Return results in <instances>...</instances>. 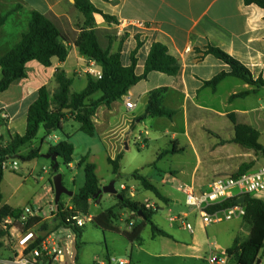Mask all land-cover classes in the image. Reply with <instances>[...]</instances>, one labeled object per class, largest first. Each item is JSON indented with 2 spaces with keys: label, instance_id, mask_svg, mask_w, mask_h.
<instances>
[{
  "label": "crops",
  "instance_id": "0c3cea01",
  "mask_svg": "<svg viewBox=\"0 0 264 264\" xmlns=\"http://www.w3.org/2000/svg\"><path fill=\"white\" fill-rule=\"evenodd\" d=\"M90 1L99 11L112 18L107 21L100 13L94 15L97 35L102 47L109 48L112 54H121L125 67L131 65L132 53L139 42L141 45L137 49L135 69L138 76L144 74L155 43L165 45L180 65L175 76L151 72L110 107L100 106L92 117L95 136L100 134L114 142V153L109 159L116 160L123 155L121 175L124 147L128 150L131 142L146 148L152 136L155 141H163L166 145L164 156L173 159V167L168 172L158 170L149 177L138 171L157 187L167 202L144 190L140 182L133 178L138 182L135 185L122 184L128 186L125 194L133 201L143 205L149 202L159 208L152 221L169 235H155L150 229L147 243L143 232L151 226L146 225L140 241L130 242L123 237L132 246L127 261L129 264H141V259L146 257L155 264H206L208 246H213L210 244L211 239L216 246L214 250L226 253L236 239L243 240L240 235L244 228L249 238L251 227L247 224L245 227L244 217L228 220L224 225H219L223 223L220 222L205 227L199 215L186 205L182 187L188 185L196 191H205L216 178L235 175L244 164L253 163L250 170L264 165V155L233 142L236 126H245L259 133L258 143L264 146V88L249 85L232 76L224 78L215 88L207 86L206 82L222 72L230 73L231 69L221 60L206 54V50L208 46L223 50L244 64L254 79L264 80V8L245 5L244 0ZM34 12L54 20L69 41V55L64 62L54 61L51 67H45L37 61L29 62L27 78L14 82L0 94V127L6 126L8 132V138H5L0 128V146H6L15 136L26 133L28 109L42 87H47L52 94L56 91L58 85L55 73L58 69L72 80V94L83 91L89 78L97 80L90 74L89 68L102 71L94 60L82 56L74 44L85 27V17L76 8L75 0H0V19L6 17L0 27V59L29 32ZM76 80L82 81L84 86H81L80 91L73 92ZM245 92L249 94L234 98ZM153 93H160L156 101L163 108L176 112L172 119L148 115ZM101 96L99 92L92 100ZM127 99L134 103L131 110L126 107ZM71 121L74 119L69 117L63 122V131L65 123ZM41 130H44L45 137L46 130L44 127ZM66 135L67 141L74 145L76 151L73 136ZM44 144L42 139L41 145ZM88 151L83 157L88 158V163L94 164L90 160L91 150ZM73 164L68 166L72 168ZM53 191V187L49 188L51 194ZM112 197L117 200L115 196ZM257 198L264 201V193ZM51 205L48 211L42 206L35 207L43 211L47 224L57 225L50 214ZM65 206L73 207L72 202ZM165 208L169 214H159ZM117 211L122 214V218L127 212L133 217V213L128 210ZM173 211H178L177 215H187L186 221L193 226L194 233H190L182 221L173 223L169 220L174 215ZM141 223L142 220L140 223L131 222V225L136 228ZM262 257L264 263V254ZM227 264L236 263L230 258Z\"/></svg>",
  "mask_w": 264,
  "mask_h": 264
},
{
  "label": "trees",
  "instance_id": "16d2710c",
  "mask_svg": "<svg viewBox=\"0 0 264 264\" xmlns=\"http://www.w3.org/2000/svg\"><path fill=\"white\" fill-rule=\"evenodd\" d=\"M244 3L248 6L256 5L264 8V0H244ZM75 6L85 17V27L76 38L74 44L82 56L94 60L101 66L102 79L95 80L89 78L88 85L83 91L72 94V80L67 77L63 70L58 69L55 73V81L58 85L56 91L52 94L47 87H42L38 91L36 100L28 109L26 133L23 136H15L6 146H0V204L3 202L1 188L4 177L3 163L8 159L17 158L20 148L32 143L37 138L42 127L46 130L47 135L63 131V122L71 117L80 124V131L82 133L94 137L96 130L92 117L100 106L105 105L110 107L113 102L122 99L127 95L130 88L147 78L151 72H161L169 76H175L180 70L177 59L169 54L168 48L163 44L155 43L148 56L144 74L138 76L135 72L137 64L136 53L141 42L138 43L137 49L132 53L131 65L125 67L122 63L121 54L119 52L112 54L109 48L102 47L97 35L94 15L100 13L107 21L112 20V18L99 11L90 0H75ZM5 20L6 17L0 19V27ZM68 43V39L52 18L34 12L29 24V32L23 36L18 45L0 59L2 73L0 94L7 91L14 82L27 78V64L29 62L37 61L45 67H51L54 61H66L69 55ZM206 54L216 57L231 69L230 73L222 72L211 81L206 82L207 86L215 88L224 78L232 76L249 85L264 88V80L262 78L254 79L251 71L244 64L223 50L208 46ZM99 92L102 93V96L97 100H92V97ZM160 93H153L151 95L148 115L172 119L176 112L163 108L156 101ZM248 94L249 92L241 93L234 96V98L244 97ZM258 137V132L245 126H236V138L233 142L252 149L257 154L264 155V146L258 143ZM74 152V145L67 140L55 147H51L49 150V154L57 153L67 166L73 162ZM37 157H39L38 151L32 150L27 159L31 160ZM122 159L123 155L121 154L116 160H108L112 166L113 173L118 176H121ZM87 161L88 158L83 157L78 164L85 172L86 183L84 188L75 193L71 198L73 210L67 209L65 204L60 201L57 206L58 214L55 217L57 228L64 226L73 230L76 233L77 239L82 237L84 227H69L62 220L64 221L72 213L88 215L90 202L93 201V196L101 189L100 181L96 174V166ZM252 166L253 163L242 165L234 176L246 173ZM58 169L59 167L53 169V171L57 173ZM131 177L139 181L144 190L152 192L157 198L167 202V199L147 177L140 175L138 171ZM121 195L123 199H117L118 204L115 207L93 217L92 220L95 226L104 231L120 233V230L115 225L118 219L117 210L125 209L142 220L141 225L136 227L132 232H123V235L129 241H140L141 234L146 225L151 226L155 235L169 236L152 221L153 215L156 214L155 211H148L142 203L133 201L124 192ZM236 204V200H229L212 207L210 212L214 213L225 210ZM243 207L246 209L243 218L244 222L251 227L250 236L247 240L236 239L233 247L228 249L226 253L236 264H264L262 263V254H264V201L259 198L246 197ZM21 212V208H13L7 204L1 207L0 248L4 246L2 239L9 235V231L3 226L4 220L10 216L17 219ZM141 213L143 217H141ZM41 223V229H46L48 224L47 222H43L42 219H34L29 224V228H34Z\"/></svg>",
  "mask_w": 264,
  "mask_h": 264
},
{
  "label": "rangeland",
  "instance_id": "374dc122",
  "mask_svg": "<svg viewBox=\"0 0 264 264\" xmlns=\"http://www.w3.org/2000/svg\"><path fill=\"white\" fill-rule=\"evenodd\" d=\"M83 84L82 81L76 80L72 91H80L81 86H84ZM79 126L75 120L69 123L66 122L64 131H57L45 137L44 130H41L38 138L32 143L20 148L18 158L9 159V164L13 163V161L18 163V170L13 171L7 169L4 171L1 186L3 202L0 204V209L4 204H7L13 207L42 206L48 211L50 205L55 204V193L53 191V194H51L49 188L53 187L54 177L57 174L62 175L63 184L70 192L78 193L84 188L86 183L84 170L79 168L78 164L81 158L89 152V149L91 150L90 160L97 167L96 174L101 180L103 187L108 186L112 181H116V189L119 193L122 192V184L133 186L138 183L131 177L137 171L143 173L145 176L151 177L158 170L168 172L173 167V159L164 156L163 151L166 149V145H164L163 141H155L151 136V140L148 142V147L146 148H141V146H137L138 143L135 145L132 142L129 143L128 150L124 147L122 175H115L113 174L112 167L108 163V159L112 158L114 153V142L112 139L103 137L100 134L94 138L90 137L82 133L79 130ZM0 128L5 138H8L6 126H1ZM66 134L72 135V140L76 144V151L73 156L74 166L71 168L65 165L61 158H58L59 169L55 173L52 169L53 162L45 158V155L48 154L51 147H55L67 140ZM42 139L45 141L43 146L41 145ZM32 150H37L39 157L29 160L27 157ZM69 197L68 195L62 196V201H65L64 203L66 205L71 204ZM116 202L117 200L114 197L109 194H104L100 204H95L93 201L89 214L82 215V217H93L102 211L112 208ZM157 209L159 210L158 207ZM159 214L168 215L169 213L167 208H165ZM172 214L177 215L178 211H173ZM140 221L141 219L134 215L133 217L129 216V212L123 218L122 214L118 212V219L115 225L122 231L117 233L101 230L91 220L83 228L80 239H77L76 233L73 230L64 226L57 228L56 225L48 224L46 229L42 230L45 232H53V237L61 242L66 255V262L64 264H110L112 258L123 260L130 258L132 246L124 239L126 237L123 235V232L133 231L135 228L132 226L133 224L131 225V222L140 223ZM227 221H222L223 223L219 225L227 224ZM244 225L247 227L246 224ZM150 229V227H147L143 232V238L147 243H149ZM246 232L247 229L244 228L240 235L243 240L248 238ZM2 241L4 246L0 248V261L11 258V248L8 239L5 237ZM210 241V244L213 246H208L209 254L210 250L216 248L214 241L212 239ZM67 250L71 254H67ZM125 250L128 251L126 252ZM141 260V264H155V262L146 257H143ZM205 263L208 264L207 261Z\"/></svg>",
  "mask_w": 264,
  "mask_h": 264
},
{
  "label": "built area",
  "instance_id": "2783aa9c",
  "mask_svg": "<svg viewBox=\"0 0 264 264\" xmlns=\"http://www.w3.org/2000/svg\"><path fill=\"white\" fill-rule=\"evenodd\" d=\"M97 80L102 79V71L89 68ZM128 109L134 108V103L130 99L126 100ZM18 170V163L13 161L9 164V159L3 163V170ZM185 195L186 205L195 211L202 220L205 227L220 223L225 220H232L236 217H244L246 209L242 204H236L228 209L210 212V209L229 200H237L240 197L257 198L264 193V165L255 170H249L239 176L218 177L212 181L205 191H196L194 187L185 185L182 187ZM121 191L125 193L127 188L121 185ZM121 192V193H122ZM58 205H51V217L55 218L58 214ZM148 211H157L156 205L145 203ZM73 210V207H66ZM19 218L8 217L4 220L3 226L9 231L6 236L10 243L11 258L0 261V264H64L66 255L61 242L56 240L52 233L45 232L41 229L42 223L34 228H29V224L34 219H42V210L33 206H26L21 209ZM187 215H172L170 221L173 223L182 221L190 233H194L193 226L186 221ZM91 216L83 218L82 215L70 214L64 221V224L73 228H83L86 223L91 221ZM67 254H71L67 250ZM227 253L219 250L211 251L206 258L208 264H227L230 261ZM129 264L127 260L115 259L110 260V264Z\"/></svg>",
  "mask_w": 264,
  "mask_h": 264
},
{
  "label": "water",
  "instance_id": "95a60500",
  "mask_svg": "<svg viewBox=\"0 0 264 264\" xmlns=\"http://www.w3.org/2000/svg\"><path fill=\"white\" fill-rule=\"evenodd\" d=\"M65 111H69V110H65ZM45 158L50 159L54 163L52 169H56L57 167H59V163H58L59 156L57 153L47 154V155H45ZM53 188H54V193H55V204L56 205H58L60 203L63 195H68L70 197H72L74 195L73 192H70L64 186L63 177L60 174H57L54 177ZM104 194H109V195L115 196L117 199H120V200L123 199L121 193H119V191L116 189V181H112L108 186L102 187L93 196V200L97 204H100ZM245 201H246L245 197H240L239 199L236 200V203L244 205ZM140 215H141V217H143L142 213Z\"/></svg>",
  "mask_w": 264,
  "mask_h": 264
}]
</instances>
